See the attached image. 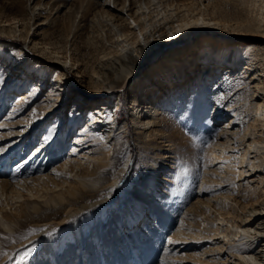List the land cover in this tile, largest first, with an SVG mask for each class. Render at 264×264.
Wrapping results in <instances>:
<instances>
[{
  "label": "rangeland",
  "instance_id": "374dc122",
  "mask_svg": "<svg viewBox=\"0 0 264 264\" xmlns=\"http://www.w3.org/2000/svg\"><path fill=\"white\" fill-rule=\"evenodd\" d=\"M35 1V5L43 8L46 21L39 28L34 25L38 12L33 9L38 7L34 3L31 5L30 0H0V29H4V32L0 31V121H10V132L19 134L4 137L6 135L3 134H7L10 128L0 126V149L7 146L0 154V180L22 183L24 178L39 176L35 172L40 167H43V172L51 173L60 163L78 159L84 147L78 151L79 148L75 147L78 144L74 142L78 140L83 124H90L89 114L98 107L104 112L105 122H112L106 127L111 132L101 134L95 124L86 138L91 144L90 150L107 145L111 162L100 173V180L118 185L108 189L109 200L105 197L106 202L82 210L64 225L63 217L54 216L34 224L25 216L31 212V207L26 205L23 214L14 217V234L5 232L0 224V239L5 242L3 251L8 256L4 264H103L105 260H110L111 264H143L149 254L154 259L149 264H160L162 258L166 259L162 264H198L197 261L204 258L215 260L217 255L210 251L208 237L213 236L211 231L219 222L216 209L222 206L221 201L226 194H230L234 202L240 200L245 203L242 192L245 191L246 181L243 177L236 180L242 184L239 188L241 192L237 193L238 188H235V174L240 169L237 164L239 156L235 160L231 148L220 151L216 143L224 140L220 139V128L227 122L230 108L238 110V122L249 119L251 110L247 107L252 103L254 83L257 81L253 75L264 73V61H257V57L264 54V26L260 25L261 11L254 5L255 0L205 1L210 5L212 16L225 17L247 26L237 31H209V38H214L215 46L233 45L238 48V45L255 44L262 50L253 49V52L243 48L241 53L252 51L251 55L245 53L239 62L228 57L220 63L216 55H228H215L212 50L202 49L204 37L201 35L205 33L186 36L187 40L181 44L190 51L180 60L179 57L175 60L182 64V70L174 76L175 84H180V87L171 97L165 95L160 98L162 115L158 129L163 133V139L160 136L150 139L146 131L142 132L137 116L136 109L139 112L141 107L136 106L148 102V90L156 85L146 83V72L129 82L126 79L131 74L130 68L116 74L105 73L107 60L122 44L109 36L110 17L104 4L110 0ZM139 4L140 0H137L136 6ZM185 10L191 14L195 8L191 6ZM185 10L179 13L184 14ZM21 19L26 23L23 29ZM247 24L251 25L250 29ZM257 25H260L259 28ZM21 34L24 36L21 37ZM31 39L40 44L36 51L28 52L30 58L24 57L26 53H20V48H24V43H29ZM44 44L61 60L67 46L79 59L74 70H70L68 75L64 73L63 81L56 76L57 66H49L48 69L36 57L45 54L53 56L42 52L40 47ZM175 47L177 45L167 49L164 45L157 53L162 51L159 56L165 58L169 55L168 51ZM247 58L254 61L252 65ZM36 60L42 62L40 68L35 66ZM211 61L233 65V73L203 74L205 66ZM30 65L35 68L31 70ZM23 68L26 69L19 74L17 71ZM29 70L31 73L27 74ZM66 78L71 82L70 90L64 83ZM138 84H142L141 89ZM11 87L16 88L13 90ZM24 93L27 97L20 102L19 97ZM84 100L92 104L90 109L84 110V113L88 110V117L77 124L72 111L80 109L82 103L78 102ZM220 114L226 116L221 118ZM21 132L24 133L22 136ZM107 134L109 137L105 139ZM165 136L171 137L169 141H165ZM168 143L173 149L170 150ZM14 175L18 179L13 178ZM97 191L88 187L86 193L93 195ZM1 194L2 189L0 203L4 199ZM94 200L86 204L92 206ZM12 207L19 208L16 205ZM159 208L165 212L170 224L159 219L160 215L156 212ZM7 210L10 212L9 207ZM129 212L131 215H128ZM115 214L122 215L124 227L111 225ZM99 225L103 228L100 241L106 242L102 243V246L106 245V259L100 255L99 242L93 235ZM33 237L36 240L33 241ZM29 240L32 241L27 243ZM130 242L136 245L133 252ZM49 244L57 252L58 263L48 256L46 248ZM19 245L23 246L16 252L14 248ZM207 254L212 255L206 257ZM116 255L123 258V263L117 262ZM221 256L227 258V254ZM227 259L232 262L229 264L234 263L232 257Z\"/></svg>",
  "mask_w": 264,
  "mask_h": 264
},
{
  "label": "bare ground",
  "instance_id": "6f19581e",
  "mask_svg": "<svg viewBox=\"0 0 264 264\" xmlns=\"http://www.w3.org/2000/svg\"><path fill=\"white\" fill-rule=\"evenodd\" d=\"M205 1L206 0H140L141 4L136 6L137 0H110L104 4L106 9H108L107 12L109 13L110 17L108 19V26L110 28L109 34L111 35L109 36H113L112 39L114 41L122 43L120 45V49L116 51L115 55L107 60V65L104 68L106 70L105 73L107 75H111L113 73L116 74L119 71H125L127 68H130L131 74L126 79L127 82H129L131 79H135L137 76H140V73L146 72V83L148 85L153 83L156 84L155 86L151 87L150 90H148L149 94L147 93V96H150L148 102H144L143 104L136 106L137 108L141 107L139 112L138 109H136V111L139 122L141 123L140 125L144 129V131L142 129V132L146 131L150 139H155L157 136L162 138L163 135V133L161 134L160 130L158 129L160 126L159 120H161L162 115V103L160 102V98L165 95H168V98L171 97L173 92H176V88L180 87V84H175L174 76H176L182 70V64L177 63L175 60H177V57H179L178 60H180L182 55L187 54L190 51L187 49L186 45L181 44L183 41L187 40V38H185L186 36L191 35L192 33H205L201 35L204 37L202 41L204 43L202 49L212 50L215 55L225 53L228 55L226 57L216 55L218 62L220 63H223V61L228 57L231 59L233 58L232 60L236 58V61L239 62L243 60L245 56L244 54L249 52H246V50L260 49L258 45L254 46L255 44L253 46L238 45V48L233 45H223L218 47L215 46L214 38H209V31H237L241 28L243 30V27L247 26L243 23L241 24L232 22L225 17L216 15L212 16L210 13V5L209 3H205ZM248 1L252 2V0ZM30 2L31 5L34 3V6L38 7H34L33 9L38 12L34 25L36 28H39L40 26L46 24L43 8L40 5H35V0H30ZM254 5L258 6L261 11V20H259L262 24L260 25L264 26V0H255ZM191 6L195 8V11L191 12V14H187L185 9L190 8ZM183 10H185L184 14H180L179 12H182ZM21 20L23 29L26 23L24 19ZM260 25H257V28H259ZM248 26V29H250L251 25ZM0 31L4 32V29H0ZM34 35H37L36 31H34ZM20 36L22 37L24 35L21 34ZM29 41V43H24V48H20V53L25 51L24 53H26V55L23 54L25 55L24 57L30 58L31 56L28 52L33 50L36 51L40 43L35 42V39H31ZM229 41L230 40L227 42ZM164 45L167 49L174 45H177V47L169 50V55L167 57L165 56L164 58L159 56L162 51L157 53L158 49H160L161 46L164 47ZM193 46L194 45H191L190 47ZM215 48H217L216 51H214ZM243 48H246V50L241 53ZM40 49L43 50L42 52H48V54L54 53L53 50L47 46V44L42 45ZM255 50H253V52ZM66 51L67 52H65V54L62 53L63 60L59 59V57H55L56 55L54 56V54L53 56H48L46 54L44 55L43 53V55L46 57L40 55H37L36 57L42 60V62L48 66V69L49 66H57L58 71L56 76L59 79L62 78L63 81L64 73L68 75L69 71L74 70V66L78 64L77 62H79V59L76 58L71 47L68 48L67 46ZM250 52L249 54L251 55ZM257 54L258 53H256V55ZM259 55L261 56V54ZM29 58H26V61L29 62ZM40 60H36L37 65H35L39 68L42 66V62ZM247 60L249 61L248 58ZM252 61H249L248 63L251 62L250 65H252L254 62ZM257 61L259 63L260 61H264V54L262 57H257ZM233 62L234 61H232V63ZM232 66L233 65L230 64L229 66H226V64H214L213 61H211L205 66V70H203L202 73L205 75L217 73L229 75V73H233L234 69H232ZM33 68H31L30 65V69L33 70ZM24 69L26 68H23L17 72L20 74ZM77 69L79 70V67ZM29 73H31L30 70L27 72V74ZM79 73H81V70ZM253 76L255 77L254 80L257 81L254 83L255 86L252 103H249L250 106L247 107H250L249 110H251L249 119H244L242 122H238V110L230 108V110H228L230 113L229 118L223 125L224 127L220 128V139L224 140L216 143V146L220 149V151L223 150L225 152L228 148H231V151L234 154L237 153L238 155L232 154V156L235 157V160L236 157L239 156V161L237 160V164L238 167L240 165V169L237 171V174H235V188H238L237 193L241 192V189L239 188L242 186V184L236 180L239 181L240 178L243 177L246 181V188L244 186L245 191L243 190L244 192H242V197L245 198V203H242L240 200H235L234 202V199H230V194H222L225 195L224 199L221 201L222 206L216 209V211L219 212V222L216 225V228L211 231L213 236L208 237V243H210L209 248L212 249L210 251L213 254H216L217 258L215 260H207L205 258L200 259L197 261L198 264L232 263L229 262L227 259L228 257H232L234 261L233 264H264V73ZM168 82H171V84ZM64 83L70 90V80L66 78ZM138 85V88L141 89L142 84ZM14 88L16 87H11L10 89L15 90ZM187 89H189V87ZM60 90L61 89H59V92ZM58 95L60 96L61 94ZM26 97V93L21 94L19 101L21 102L22 98L26 99ZM138 100L139 98H137V101ZM78 103H82L80 109L72 111L73 115H75V120L78 121L77 124L84 122L88 117V110L85 111V113L84 110L90 109L89 107L91 106L92 102L84 100V102L79 101ZM97 108L93 113L89 114V116H91L90 124H87V126L86 124H83L81 127L82 130L77 138L78 140L74 142V144H78L75 146L76 149L79 148L78 151L84 147L80 151L82 155L78 159H71L68 160L69 162L65 161V163H60L61 165L58 168H54L51 173L43 172V167H40V169H37L35 172L40 174L39 176L24 178V182L22 181V183L17 182L16 184H13L12 181L10 182L0 180V189H2L1 197H4L2 203H0V224H2L1 227L5 232L13 234L15 233V226L13 223L14 217L17 216V214H23L22 210L25 209L26 205L31 207V212L25 216L34 224H38L40 221H45L47 219H53L54 217H63L62 223L64 225L73 217H75L77 213H81L82 210L90 207L94 208L109 200L110 190L108 189H110V187L114 188L118 184H110L108 181H105V179L100 180V173L105 169L108 163L111 162L107 152V145L103 144L102 148L92 147L90 150L89 147H91V144L86 138L88 134L87 132L90 131L92 126L95 124L96 130H101V134H110L111 132L110 130H106V127L112 122H105V119H103L104 112ZM86 112H88V114ZM219 116L222 118L226 115L220 114ZM241 119L242 118H240V121ZM9 124L10 121H0V126L3 125L2 128L5 127L7 129ZM10 129H7V134H3L6 135L4 137H7L11 134L14 136L19 135L18 132H10L12 131V129ZM23 134L24 133H22L21 136ZM4 137H1V139ZM108 137V134L105 135V139ZM169 137L165 136L166 142L171 138ZM149 141L151 140H148V142ZM167 146H170V150L173 149L171 148L172 144L168 143ZM6 147L7 146L0 149L2 151H0V154L5 152L7 149ZM41 149L42 147L39 150ZM44 149H46V147ZM49 151H51V148ZM85 158H87V161ZM232 161L233 160L231 159V162ZM247 167H249V170H246ZM14 177L17 178L15 175L13 178ZM250 177H252L251 180L249 179ZM88 187H94L98 190V193L96 192L93 195L87 194L86 190ZM0 200L2 199L0 198ZM93 200L94 203L92 206L86 204V202H91ZM13 205L19 206V208L12 207ZM7 207L10 208V212H8ZM239 211H241L243 215H241ZM156 212L160 215V220H165L167 224H170L168 222L169 219L163 210H160L159 208ZM129 214L130 212L128 215ZM110 222L111 225L118 224L120 227H124L125 224L122 215L118 214H115L114 218ZM100 226L102 225H99V227L93 231V235L95 236L96 241L99 242L100 255L102 258L104 256L106 259L104 252V246L106 245L102 246V243L106 244V242L105 240L100 241L102 240L101 237L103 232V228ZM221 229H224L222 230L223 232ZM32 240H36V237H33ZM32 240L27 241V243ZM4 244V240L0 239V264H4L5 261L8 260L7 254L3 251ZM130 244V250L133 252L136 245H134L132 242H130ZM21 246L23 245H19L18 247L14 248V250L18 252V249ZM46 250H48V256L50 255L53 258L55 257L56 262L58 263V257H56L57 252L54 251L50 244L47 246ZM222 254H227V258L222 257ZM210 255L212 254H207L206 257ZM116 257L117 262L119 261V263H123V258L118 257V255H116ZM151 259V255H147V258L144 261L145 264L153 262L154 259ZM165 260V258H162L159 263L162 264V262H165ZM109 261L105 260L103 264H111Z\"/></svg>",
  "mask_w": 264,
  "mask_h": 264
},
{
  "label": "snow or ice",
  "instance_id": "6c2138e0",
  "mask_svg": "<svg viewBox=\"0 0 264 264\" xmlns=\"http://www.w3.org/2000/svg\"><path fill=\"white\" fill-rule=\"evenodd\" d=\"M30 254V253H29Z\"/></svg>",
  "mask_w": 264,
  "mask_h": 264
}]
</instances>
